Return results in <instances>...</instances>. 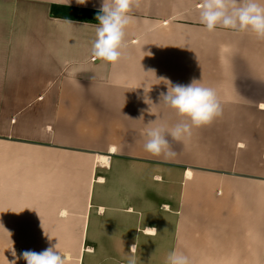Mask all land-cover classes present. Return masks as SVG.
<instances>
[{
  "label": "crops",
  "instance_id": "crops-1",
  "mask_svg": "<svg viewBox=\"0 0 264 264\" xmlns=\"http://www.w3.org/2000/svg\"><path fill=\"white\" fill-rule=\"evenodd\" d=\"M201 3L142 0L113 64L91 53L102 0H0V264L56 244L67 264H127L133 244L137 264H264V40L208 32ZM166 80L222 107L171 158L144 149L181 119Z\"/></svg>",
  "mask_w": 264,
  "mask_h": 264
},
{
  "label": "clouds",
  "instance_id": "clouds-1",
  "mask_svg": "<svg viewBox=\"0 0 264 264\" xmlns=\"http://www.w3.org/2000/svg\"><path fill=\"white\" fill-rule=\"evenodd\" d=\"M77 3L85 4L86 0H77ZM141 3L142 0H102L91 49L95 58L115 64L125 55V29L134 19L129 13L134 7L140 8ZM199 11L200 23L208 32L222 27L236 32H250L257 39L264 40V0H202ZM167 84V92L160 93L161 102L181 119L173 125L157 123L156 120L150 122L145 132L144 149L154 156L171 158L175 152L168 138L178 142L185 140L191 136L193 128L208 125L220 117L222 107L215 89L202 86L197 81L188 85H172L170 81ZM148 101L151 100L145 98L147 104ZM151 229L154 235L156 229ZM136 249L137 244H133L127 264H137ZM12 255L16 256L15 251ZM20 258L27 264H67V258L58 250L57 244L39 253L26 250ZM11 264H16V260ZM166 264H191V260L174 250L168 254Z\"/></svg>",
  "mask_w": 264,
  "mask_h": 264
},
{
  "label": "trees",
  "instance_id": "trees-1",
  "mask_svg": "<svg viewBox=\"0 0 264 264\" xmlns=\"http://www.w3.org/2000/svg\"><path fill=\"white\" fill-rule=\"evenodd\" d=\"M52 15L55 17H61L66 19L80 20L83 15L94 16L95 12L83 10L80 8L65 6V5H52Z\"/></svg>",
  "mask_w": 264,
  "mask_h": 264
},
{
  "label": "bare ground",
  "instance_id": "bare-ground-1",
  "mask_svg": "<svg viewBox=\"0 0 264 264\" xmlns=\"http://www.w3.org/2000/svg\"><path fill=\"white\" fill-rule=\"evenodd\" d=\"M101 159H102L104 162H106V163L108 162V158H107V157H102ZM18 251H19V250H18ZM66 256H67V255H66Z\"/></svg>",
  "mask_w": 264,
  "mask_h": 264
},
{
  "label": "snow or ice",
  "instance_id": "snow-or-ice-1",
  "mask_svg": "<svg viewBox=\"0 0 264 264\" xmlns=\"http://www.w3.org/2000/svg\"><path fill=\"white\" fill-rule=\"evenodd\" d=\"M262 107H264V105H262Z\"/></svg>",
  "mask_w": 264,
  "mask_h": 264
}]
</instances>
